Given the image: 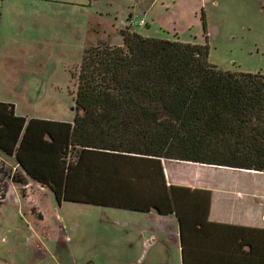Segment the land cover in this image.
Returning a JSON list of instances; mask_svg holds the SVG:
<instances>
[{
  "label": "trees",
  "instance_id": "obj_1",
  "mask_svg": "<svg viewBox=\"0 0 264 264\" xmlns=\"http://www.w3.org/2000/svg\"><path fill=\"white\" fill-rule=\"evenodd\" d=\"M120 33L122 45L85 49L73 122L27 119L0 102V153L16 161L14 183L40 184L59 205L121 208L130 182L159 183L163 159L264 173L263 73L219 69L208 43ZM5 167L1 160L3 198ZM235 237L218 262L201 252L205 264H264V229Z\"/></svg>",
  "mask_w": 264,
  "mask_h": 264
},
{
  "label": "rangeland",
  "instance_id": "obj_2",
  "mask_svg": "<svg viewBox=\"0 0 264 264\" xmlns=\"http://www.w3.org/2000/svg\"><path fill=\"white\" fill-rule=\"evenodd\" d=\"M125 27L150 38L208 43L209 61L219 69L264 74V0H0V100L33 118L74 120V73L85 49L122 45ZM5 168L10 176L11 167ZM259 178L263 186L264 175ZM4 194L0 188V205ZM61 207L72 250L123 242L100 235L109 219L101 209Z\"/></svg>",
  "mask_w": 264,
  "mask_h": 264
},
{
  "label": "crops",
  "instance_id": "obj_3",
  "mask_svg": "<svg viewBox=\"0 0 264 264\" xmlns=\"http://www.w3.org/2000/svg\"><path fill=\"white\" fill-rule=\"evenodd\" d=\"M0 102L14 104L18 116L33 118L16 103ZM1 160L11 173L17 168L14 158L0 153ZM161 165L159 183L146 188L141 182H130L122 189L116 201L121 208L59 205L46 187L33 182L20 185L8 175L0 212L11 209L13 214L0 215V264H205L201 252L211 251V260L218 262L217 254L234 250L237 233L264 229L260 201L264 185L259 178L264 173L164 159ZM66 203L101 209L109 219L100 235L123 242L108 250H72L66 220L60 214ZM68 221L75 229L73 221Z\"/></svg>",
  "mask_w": 264,
  "mask_h": 264
}]
</instances>
